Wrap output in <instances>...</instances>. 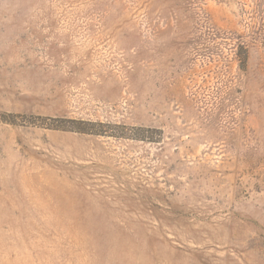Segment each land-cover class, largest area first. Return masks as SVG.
<instances>
[{"label":"rangeland","instance_id":"1","mask_svg":"<svg viewBox=\"0 0 264 264\" xmlns=\"http://www.w3.org/2000/svg\"><path fill=\"white\" fill-rule=\"evenodd\" d=\"M0 264H264V0H0Z\"/></svg>","mask_w":264,"mask_h":264}]
</instances>
